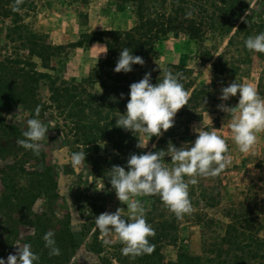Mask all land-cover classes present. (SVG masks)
<instances>
[{
    "label": "rangeland",
    "instance_id": "374dc122",
    "mask_svg": "<svg viewBox=\"0 0 264 264\" xmlns=\"http://www.w3.org/2000/svg\"><path fill=\"white\" fill-rule=\"evenodd\" d=\"M127 1L23 0L19 5L21 10L13 11L15 0H0V258L15 254V243L20 241L31 245L32 251L39 256L38 264H147L144 254L135 257L122 255L123 245L115 237L109 238L112 240L110 245L103 243L95 218L105 212L114 213L117 208L126 211V205L117 200L110 184L99 191L103 179L96 160L85 158L88 175L100 179L92 184H88L83 171L77 173L72 168L71 154L83 150L70 141L63 127V117L49 109L46 88L32 83L30 77L25 79L26 73L19 63L28 56L26 40L36 36L41 43L63 46L52 58L48 71H44L39 60L33 58L37 71L68 81L87 77L96 61L104 58L105 46L94 42L82 48H68L67 43L77 42L84 33L132 27L135 17ZM151 1L158 12L170 13L173 9L179 20L186 16L199 23L202 20L201 1H204L224 5L228 10L240 13L242 18L250 15L264 22V0ZM122 3L127 6L119 12L117 8ZM7 11L11 15H21L23 20L17 26L11 25L10 18L6 17ZM202 44L200 46L186 36H169L157 46L154 56L143 64L144 73L139 72L135 80L138 82L146 73L164 71L168 66L186 68V80L192 89H206L203 101L207 108L187 110L180 117L175 116L177 133L181 132L184 122H187L191 135H196L194 129L209 127L208 131H215L226 141L228 151L225 155L231 157L219 175L197 177L198 183L193 185L196 196L199 195V185L209 189L216 187L219 205L215 208L207 209L203 202H192V212L177 219L163 203L154 202L151 196L135 198L140 200L146 221L155 230L154 237L149 238L153 250L159 249L164 262L175 261L176 255L183 250L199 254L205 232L213 236L216 230V234L222 236L229 223L225 214L229 209L243 207L254 216L264 213V132L257 134L258 140L250 152L241 153L227 126L230 117L218 108L221 104L235 107L238 103L239 94L228 101L219 99L221 89L235 80L252 86L264 97V64H240L237 54L241 53L240 48L239 52H231L219 59L227 37L209 29ZM192 89L187 91L188 94ZM37 108L40 109L38 116ZM197 113H202L201 120H190ZM23 114L52 122L53 127L46 133L38 156L17 144V140L23 138ZM194 141L187 145L190 147ZM146 143L139 134V146ZM182 145L185 143H180L177 148ZM153 148L150 140L142 151ZM105 149L107 147L101 145L98 156H105ZM191 188L190 185L189 193ZM121 215L128 219L126 212ZM203 215L210 217L217 228L206 229L197 224V217ZM166 222L174 223L176 230L164 231L162 225ZM48 232L55 234L56 246L60 250L57 256H50L45 247L43 236Z\"/></svg>",
    "mask_w": 264,
    "mask_h": 264
},
{
    "label": "trees",
    "instance_id": "16d2710c",
    "mask_svg": "<svg viewBox=\"0 0 264 264\" xmlns=\"http://www.w3.org/2000/svg\"><path fill=\"white\" fill-rule=\"evenodd\" d=\"M127 2L135 17L132 27L126 30L84 33L77 42L67 43L68 48H82L94 42L105 46L104 58L96 61L88 76L80 81L73 79L68 81L48 72L36 70L37 65L32 61L33 58L39 60L44 71H48L52 58L63 48V46L41 43L36 36L26 40L28 56L25 61L19 62L23 66L22 71L26 73L25 79L30 77L32 83L46 88L49 109L63 117V127L72 144L85 151L86 160L97 161L106 188L110 184L109 172L113 166L125 167L127 170L128 158L133 154L144 153L138 147V133L125 131L115 125L116 119L125 112L129 86L135 82L139 72L144 73L140 65H134L133 70L127 74L113 71L123 48L127 47L134 56H140L145 64L154 56L157 46L169 36H186L203 46L206 31L209 29L222 37H227V44L223 52L218 55L219 59L231 52H239L238 48H240L241 53H237L240 64L252 65L258 62L264 64V54L250 52L244 47V41L249 36L264 32V22H259L250 15L242 18L240 13L232 12L224 5L201 1L202 20L196 23L186 16L183 20H179L173 9H170V13L158 12L154 2L151 3L149 0ZM126 6L122 3L117 10L123 12ZM6 17L10 18V24L14 26L23 20L21 15H11L8 11ZM167 68L174 74H180L179 81L186 91L192 89L189 81L186 80L188 76L186 68L182 66ZM163 72H151V83L161 82ZM205 94H207L206 89H192L186 106L182 107L175 116L180 117L187 110H205L207 108L206 102L203 101ZM201 114L197 113L190 120H201ZM186 123H183L180 133H177L174 125L164 132L163 136L153 137L151 142L154 148L150 151H167L169 144L177 147L180 143L187 144L196 139V135L189 133ZM208 129L209 127L204 128L205 131ZM101 145L107 147L103 157L98 156ZM163 163L168 167L172 166L170 157L165 156ZM191 187L189 193L191 203L203 202L207 209L219 205L218 194L217 196L215 194L216 187L209 189L199 185L198 196L193 190L194 186ZM151 197L154 202H161L158 196ZM225 214L229 223L225 227L224 234L217 235L216 230L213 236H208L206 232L202 234L199 254L183 250L176 255L175 261L164 262L159 249L155 248L151 253H145L143 259L147 264H264V213L261 216H254L253 212L242 207L229 209ZM197 218V224L203 225L206 229L214 226L217 228L215 222L207 215ZM162 229L172 232L176 230V226L172 222H166L162 225Z\"/></svg>",
    "mask_w": 264,
    "mask_h": 264
},
{
    "label": "clouds",
    "instance_id": "9594fccd",
    "mask_svg": "<svg viewBox=\"0 0 264 264\" xmlns=\"http://www.w3.org/2000/svg\"><path fill=\"white\" fill-rule=\"evenodd\" d=\"M23 0H15L13 11H20ZM188 15H191L189 13ZM102 47V46H101ZM244 47L253 53L264 54V32L249 36L244 41ZM144 60L134 56L127 47L120 52L113 71L115 73H130L134 65L143 66ZM179 73L174 74L165 68L161 82L152 84L151 73H146L138 82L129 86L128 102L123 114L116 119V127L132 133L142 134L147 143L138 146L143 149L153 138H159L174 126V117L178 110L186 106L189 94L179 81ZM239 94L235 107L226 104L218 105L219 110L230 117L228 128L233 142L241 153H248L258 140V133L264 132V97H261L252 86L238 83L236 80L221 89L219 99L228 101ZM40 109H36L37 116ZM24 128L22 139L17 144L38 156L43 148L46 133L53 127L51 121L39 118H29L22 115ZM195 141L189 147L187 144L177 148L171 144L167 151H148L141 155H131L125 167L113 166L109 172L111 190L117 200L126 205V211L117 208L114 213L105 212L95 218L100 238L105 245H110L115 237L123 247L122 255L139 256L153 251L149 238L154 237L155 230L146 221V212L139 199L141 196H158L161 202L177 219H182L192 212L189 199V186L198 183L197 177H215L230 163L231 157L226 141L215 131L194 129ZM170 157L172 166H166L164 157ZM85 151L71 154L69 162L77 173L84 172L88 184L94 183L93 175H88L85 162ZM87 166V168H85ZM188 178L187 180L185 178ZM105 185L100 181V190ZM71 204V202L69 201ZM126 212L128 219L122 218ZM54 233L44 234L45 247L50 256L60 254L56 246ZM16 253L6 259L0 258V264H38L39 256L32 251L28 243H15Z\"/></svg>",
    "mask_w": 264,
    "mask_h": 264
}]
</instances>
